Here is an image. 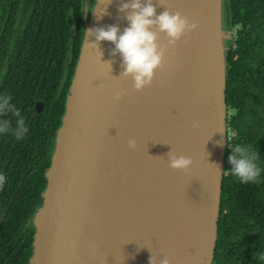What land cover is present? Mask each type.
<instances>
[{
  "label": "water",
  "instance_id": "1",
  "mask_svg": "<svg viewBox=\"0 0 264 264\" xmlns=\"http://www.w3.org/2000/svg\"><path fill=\"white\" fill-rule=\"evenodd\" d=\"M80 2L85 30L33 218L28 264H149L151 255L157 264L164 257L212 264L227 148L231 32L223 28L222 0H153L157 15L164 7L178 10L198 28L169 47L143 91L119 77L122 60L110 55L111 42L88 45L95 42L89 29L117 25L122 34L128 21L117 9L126 0H96L88 19L89 0ZM73 39L74 28L68 58ZM159 41L167 43L164 33ZM115 91L124 93L119 101ZM171 149L192 158L190 170L168 166ZM65 241L76 244L79 262Z\"/></svg>",
  "mask_w": 264,
  "mask_h": 264
},
{
  "label": "trees",
  "instance_id": "2",
  "mask_svg": "<svg viewBox=\"0 0 264 264\" xmlns=\"http://www.w3.org/2000/svg\"><path fill=\"white\" fill-rule=\"evenodd\" d=\"M79 7L80 0H0V43L9 41L13 20L23 10V38L18 41L22 50L37 49L38 60L58 61L61 66ZM222 15L223 28L231 32L225 52L231 138L225 152L212 264H264V0H222ZM78 43L76 29L73 59ZM2 56L0 48V68ZM236 144L251 145L256 151L261 167L257 181L242 183L225 171L231 168L228 157Z\"/></svg>",
  "mask_w": 264,
  "mask_h": 264
},
{
  "label": "flooded vegetation",
  "instance_id": "3",
  "mask_svg": "<svg viewBox=\"0 0 264 264\" xmlns=\"http://www.w3.org/2000/svg\"><path fill=\"white\" fill-rule=\"evenodd\" d=\"M95 1L89 0L86 19ZM22 11L13 20L12 36L7 37L9 41L0 43V48H3L0 95H9L10 103L20 113L19 117L2 114L0 121L10 120L12 129H15L16 121L23 119L27 129L19 137L13 131L0 133V176L4 177L0 182V264L28 262L35 231L33 218L41 205V193L46 184L45 172L55 148L56 130L64 111L85 30L84 13L79 7V20L72 26V45L76 29L79 31L76 58L71 57L72 45L68 58L67 45L61 66L58 61L50 59L41 62L37 49L23 51L22 44L18 43L23 38L20 33L24 23ZM19 253L21 256L16 257Z\"/></svg>",
  "mask_w": 264,
  "mask_h": 264
},
{
  "label": "clouds",
  "instance_id": "4",
  "mask_svg": "<svg viewBox=\"0 0 264 264\" xmlns=\"http://www.w3.org/2000/svg\"><path fill=\"white\" fill-rule=\"evenodd\" d=\"M111 3V0H109ZM162 5V4H161ZM163 6V5H162ZM164 11L157 15L156 5L153 0H126L117 9L124 13L128 21V26L121 30L117 25H106L87 30V35L94 36L95 42L88 43L90 48L98 49L99 42L109 41L114 45L110 55H120L122 60V71L119 77L131 78L132 88L135 91H143L153 83L158 69L164 67L165 56L169 47H175L182 37L194 32L198 28V23L189 20L187 16L181 14L178 10H170L164 7ZM106 14V9L104 13ZM99 18V17H98ZM164 33L167 37V43L159 41V34ZM187 43V41H184ZM111 67L112 61H106ZM124 93L115 91L113 100L119 101ZM11 97L7 94L0 95V115L10 113L12 116L19 117L20 113L10 103ZM198 127V122L193 123ZM27 129L24 126V120L16 121L15 129H12L11 121H0V133L13 131L19 137ZM128 146L132 149L137 147V141L134 138L128 140ZM168 166L173 170H190L193 160L191 157L179 155L171 149L167 154ZM231 168L225 171L237 178L242 183L255 182L261 175V167L258 163V156L251 145L236 144L231 149L228 157ZM217 170L219 168L217 166ZM4 177L0 176V182ZM62 227V225H61ZM65 247L72 254V259L79 262L80 257L76 251L74 242L65 241ZM94 247V246H93ZM257 258L253 254V259ZM264 259V257H261ZM149 264H157V258L153 255L149 258ZM158 264H171L167 257L159 259Z\"/></svg>",
  "mask_w": 264,
  "mask_h": 264
},
{
  "label": "built area",
  "instance_id": "5",
  "mask_svg": "<svg viewBox=\"0 0 264 264\" xmlns=\"http://www.w3.org/2000/svg\"><path fill=\"white\" fill-rule=\"evenodd\" d=\"M229 120H230V114L227 113L226 121L228 122ZM230 138H231V131H230V128L228 127V125H227V142H229Z\"/></svg>",
  "mask_w": 264,
  "mask_h": 264
}]
</instances>
